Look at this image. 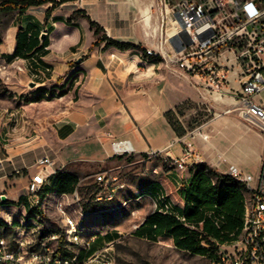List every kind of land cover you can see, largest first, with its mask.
<instances>
[{
    "label": "crops",
    "instance_id": "0c3cea01",
    "mask_svg": "<svg viewBox=\"0 0 264 264\" xmlns=\"http://www.w3.org/2000/svg\"><path fill=\"white\" fill-rule=\"evenodd\" d=\"M49 6L32 7L20 21L17 20L11 42L3 54L15 51L20 27L29 23H44ZM132 8L129 0L66 2L52 14L49 25L53 31L49 33L47 52L39 56L41 62L21 59L47 79H19L20 82L14 87L16 94L26 92L31 98H43L31 102L32 106L37 107L35 111L25 105L13 108L5 115V125L0 127V236L5 237L3 234L10 232L13 237L26 224L32 227L35 212L45 216L44 207L47 204L56 202L61 195L74 194L81 183L80 175L75 171L86 162L112 160L113 140H131L136 155H149V158L157 155L166 159L169 150L174 157H180L183 145L165 113L186 100L205 106L212 114L199 126L208 139L197 133L191 138L195 149L202 156V162L220 173L237 178L239 174L246 176L251 187L257 185L264 134L241 115L237 94L243 79H239L238 69L230 72L223 93L211 91L204 79L184 76L185 79H178L175 85L174 79H168L167 76L161 79L158 75L161 73L158 70L162 61L149 62L138 50L123 52L114 47L103 50L102 44L87 53L97 39L88 18L80 14L78 21L67 23L69 17L79 14L75 13L76 10L84 9L93 21L105 29L107 36L140 45L142 38L137 29L138 17ZM59 30H63V35H69L72 42L61 50H55V32ZM45 33L42 32L41 39H44ZM81 52H84V57L79 55ZM74 59L77 60L74 72L66 79H55L68 68L67 61ZM142 64L148 67L150 73L153 72V77L148 78L153 80V86L139 89L142 85ZM78 75L81 77L78 78ZM50 95L53 98L48 100ZM256 101L264 106V89L256 95ZM18 114L21 123L20 118H14ZM30 131L36 133L32 141L28 137ZM47 131L53 132V138L46 134ZM44 155L54 161L52 170L57 173L45 186L43 207L35 208L31 203L28 182L37 171L36 161ZM191 167L175 166L164 175H159L158 168L154 170L158 176L153 184L174 206H184V200L178 192L182 183L178 180L188 179ZM59 174L79 179L73 192L50 189Z\"/></svg>",
    "mask_w": 264,
    "mask_h": 264
},
{
    "label": "built area",
    "instance_id": "2783aa9c",
    "mask_svg": "<svg viewBox=\"0 0 264 264\" xmlns=\"http://www.w3.org/2000/svg\"><path fill=\"white\" fill-rule=\"evenodd\" d=\"M155 8L166 37L157 48L147 49L148 53L162 57L168 66L174 63L173 70L180 75L206 80L209 89L218 93L224 92L230 72L238 69L239 79H243L237 94L241 115L264 131V106L256 101V95L264 89V0H155ZM164 43H169L170 51ZM196 133L208 139L199 127L180 137L181 156L174 157L167 151L165 160L170 168L202 162L201 154L191 141ZM112 147L114 154L136 151L129 139L113 140ZM35 166L37 171L28 182V190L32 205L42 208L45 186L57 171L52 170L54 161L48 155L40 157ZM94 176L97 184L94 201L108 205L124 185L118 175L109 171ZM238 179L249 189L244 229L236 241L243 248L242 264L246 261H249L247 264H264V151L257 185L251 187L249 179L240 174ZM74 195L78 200V190ZM171 208L165 195L155 200V209L168 212ZM58 209L66 214L62 233L37 236L46 225L44 215L35 212L32 227L26 224L11 239L0 236V264H115L114 242L94 249L97 236L83 235L62 202L58 203ZM74 209L82 216L91 214L78 206Z\"/></svg>",
    "mask_w": 264,
    "mask_h": 264
},
{
    "label": "rangeland",
    "instance_id": "374dc122",
    "mask_svg": "<svg viewBox=\"0 0 264 264\" xmlns=\"http://www.w3.org/2000/svg\"><path fill=\"white\" fill-rule=\"evenodd\" d=\"M129 1L131 7H133L132 11L138 17L137 29L142 38L140 46L152 50L157 48V45L162 39L164 40L166 35L165 28L162 30L159 24L155 0ZM36 13L39 14V11L36 10ZM72 17L74 21H78L81 15L75 14ZM17 20V13L0 14V127L5 125V115L10 113L13 108H21L24 105L29 107L31 111H35L37 108L31 105V96L29 94L26 92L22 93V90H19L21 92L20 95L15 93L14 87L20 82L19 79H47L41 72L32 70L28 62L17 59L14 63H8L3 57V53L11 42L12 32L14 27H16ZM54 40L55 50H61L72 42L69 35H63V30L55 32ZM164 46L168 51L171 50L169 43H164ZM88 52H90V48L87 50ZM79 55L84 57V52L79 53ZM76 62V59L68 60V68L55 79L68 78L74 72L73 67ZM162 62L163 64L158 70V73L161 72L158 74L161 79H163V76H167L168 79H174L175 85H177L178 79H185L184 76L172 69V66H176L174 63L168 66L166 61L162 60ZM89 67L92 68L91 64H89ZM140 74L142 85H140L139 89L148 88L150 85L153 86V80L150 81L148 79L151 76L153 77V72L150 73L146 65L142 64L140 66ZM80 77L81 75H78V78ZM47 99L51 100L52 98L47 97ZM45 107L40 108L46 110ZM173 111L170 117L178 130L177 136L181 135L182 137L192 133L203 122L212 117L211 112L206 110L205 106L199 105L194 101H183ZM14 118H20V123L22 122L20 114L17 117L14 116ZM247 120L264 134L260 125L249 119ZM35 134L33 131L29 132L28 137L31 138V141ZM46 134L53 138V132L47 131ZM155 168L159 169V175H164L172 170L161 156L153 155V157L149 158V155H136L135 152L131 154H114L112 160L103 163H84L79 170L75 171L81 178V183L78 186L79 199L76 200V196L72 194L60 196L56 202L47 204L44 207L46 211L44 224L46 227L39 230L36 235L44 237V235L56 232L62 233L64 231L66 214L58 209V203L62 202L67 214L74 217L78 222L83 235L113 236L111 242H114L112 253L115 256V264H214L207 257L177 249L170 239L164 238L158 241H150L133 234L136 227L155 210L154 195L156 193H153L152 198L149 192L152 190L149 186L154 183L155 177L158 176L154 172ZM102 171H109L114 175H118L120 182L124 185L115 196L114 201L108 205L94 201L97 187L94 175ZM173 176L179 179L178 176ZM178 181L186 183L187 179L182 178ZM153 191H155L154 187ZM246 195L249 196V193L247 192ZM41 199L44 202V196H41ZM76 206L83 208L85 211H90L91 214L82 216L74 209ZM10 234L8 232L3 235L7 239H11ZM107 243L105 241L103 246L107 245ZM60 245L64 247V242H61ZM242 249V245L237 243L223 246L222 250L225 251V254L222 262L218 264H236L237 261L242 264L244 258Z\"/></svg>",
    "mask_w": 264,
    "mask_h": 264
},
{
    "label": "trees",
    "instance_id": "16d2710c",
    "mask_svg": "<svg viewBox=\"0 0 264 264\" xmlns=\"http://www.w3.org/2000/svg\"><path fill=\"white\" fill-rule=\"evenodd\" d=\"M76 0H0V14L17 13L18 20L32 7L50 4L45 12L42 25L29 23L19 28L16 37V49L12 54H3L8 63L17 59H36L47 52L49 33L53 27L49 25L53 12L66 2ZM75 13L88 18L97 39L91 44L90 50L104 44L103 50L114 47L120 51L138 50L145 59L160 62L162 57L150 55L147 49L133 42L119 41L107 36L105 29L93 21L84 9ZM69 17L67 23H72ZM47 35L41 39L42 32ZM41 62V61H40ZM50 98H53L51 95ZM43 97H33L31 102L42 100ZM174 110V109H173ZM173 110L165 113L169 124L176 133L177 128L170 117ZM181 135H179L180 137ZM182 137V136H181ZM191 176L178 189L184 200V206L172 205L171 211L164 212L156 209L150 214L133 234L139 238L158 241L160 238H170L177 249L195 255L207 257L211 263L222 262L225 251L223 245H232L240 238L245 223L247 185L233 175L213 170L206 163H196L190 168ZM55 175V174H54ZM51 176V179L53 176ZM79 179L70 175L59 174L54 178L51 186L61 192H73ZM153 187L155 191H153ZM150 196L158 199L161 194L159 188L153 184ZM44 196V195H43ZM167 199V197H166ZM168 201V199H167ZM113 240V236H97L93 248L103 246L104 242ZM249 261H246L247 264Z\"/></svg>",
    "mask_w": 264,
    "mask_h": 264
},
{
    "label": "water",
    "instance_id": "95a60500",
    "mask_svg": "<svg viewBox=\"0 0 264 264\" xmlns=\"http://www.w3.org/2000/svg\"><path fill=\"white\" fill-rule=\"evenodd\" d=\"M46 36V33L45 34H43V38ZM32 85H34V83H32Z\"/></svg>",
    "mask_w": 264,
    "mask_h": 264
}]
</instances>
